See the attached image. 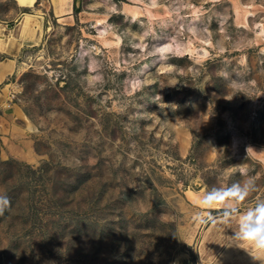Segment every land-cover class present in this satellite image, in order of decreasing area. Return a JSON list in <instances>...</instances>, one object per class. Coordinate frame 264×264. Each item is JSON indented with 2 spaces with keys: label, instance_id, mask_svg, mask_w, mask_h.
I'll use <instances>...</instances> for the list:
<instances>
[{
  "label": "rangeland",
  "instance_id": "374dc122",
  "mask_svg": "<svg viewBox=\"0 0 264 264\" xmlns=\"http://www.w3.org/2000/svg\"><path fill=\"white\" fill-rule=\"evenodd\" d=\"M77 2L72 23L53 0L25 8L44 14L43 41L0 52L18 61L0 83V264H264L235 236L264 202L249 147H264V0ZM238 5L254 12L247 26ZM16 6L0 0V21ZM249 179L255 190L233 200ZM214 191L234 203L193 193Z\"/></svg>",
  "mask_w": 264,
  "mask_h": 264
},
{
  "label": "bare ground",
  "instance_id": "6f19581e",
  "mask_svg": "<svg viewBox=\"0 0 264 264\" xmlns=\"http://www.w3.org/2000/svg\"><path fill=\"white\" fill-rule=\"evenodd\" d=\"M18 5L21 6H30L33 7L36 4L37 0H15ZM140 0H134V2H139ZM56 14H59V20L63 23H72L74 21V17L72 15V12L74 10L73 7V0H53ZM250 7L249 5H243L240 7L238 5L237 7V13L238 18L241 20L240 22L244 23L246 26L249 25V16L253 15L254 12L248 9ZM127 13L131 14L134 18H137L139 16H143L145 14H149L152 16L154 13L149 6H141L140 4H131L128 2H125V9ZM105 18H97V23L99 25H104ZM256 25L260 27V31L258 32V35L264 39V22H256ZM7 25L5 22L0 21V49L3 51H6L10 53L12 56H15L17 53H19V48L22 46H35L39 43V37L41 36L43 32V22H42V16L40 13H33L30 11H27L24 13L22 20L20 21V24L18 26H15L14 28H9L8 31ZM111 34V36L115 37V39L110 38L108 34ZM99 37L103 40V42L107 46H111L114 44H118L120 41V36L116 34L115 32H110L107 30L106 27L103 28L101 31ZM169 45L165 43V45L162 48H167ZM188 50H195V48H192L190 45L187 48ZM197 51V50H196ZM208 51L206 48H204L203 52L200 54L201 56L207 55ZM160 59V58H159ZM15 59L13 57H5L0 62V82L2 81L4 72L2 70V65H14ZM8 68V67H7ZM151 68V64L147 62L143 66V71L146 72ZM6 70V69H4ZM8 85V84H7ZM235 147L237 146V139L235 137L234 140ZM249 146V145H248ZM250 151L255 156L261 158L264 161V147L257 146L254 144H251ZM195 196H198V201L203 203L204 205H207L204 200L207 197L206 195L197 192H193ZM198 194V195H197ZM234 201H223L218 203H214L211 207H218L221 205L226 204H233ZM244 214H239L241 217Z\"/></svg>",
  "mask_w": 264,
  "mask_h": 264
},
{
  "label": "clouds",
  "instance_id": "9594fccd",
  "mask_svg": "<svg viewBox=\"0 0 264 264\" xmlns=\"http://www.w3.org/2000/svg\"><path fill=\"white\" fill-rule=\"evenodd\" d=\"M254 190L255 182L249 179L243 186H232L228 192L233 200L242 201ZM224 196V192L214 191L205 198L204 202L211 207L214 203L221 202ZM10 207L9 197L0 195V215H3ZM224 215L228 216L230 213L225 211ZM203 220L208 222L206 218ZM235 236L240 240L251 243L256 249L264 251V202L240 217L239 231L235 233Z\"/></svg>",
  "mask_w": 264,
  "mask_h": 264
},
{
  "label": "crops",
  "instance_id": "0c3cea01",
  "mask_svg": "<svg viewBox=\"0 0 264 264\" xmlns=\"http://www.w3.org/2000/svg\"><path fill=\"white\" fill-rule=\"evenodd\" d=\"M38 1V0H37ZM37 1H36V3H37ZM73 7H74V3H73ZM25 8H31L30 6H21V5H18V3H17V6H16V8H15V10H16V18H14L13 19V23L11 22V21H9V20H6V19H1V21H3V22H5L6 23V25H7V30L6 31H8L9 30V28H14L15 26H18L19 24H20V21L22 20V18H23V15H24V13H26L27 11L26 10H24ZM53 8L55 9V6H53ZM55 11V10H54ZM30 12H32V11H30ZM41 14V16H42V22H43V32H42V34H41V36L39 37V43L41 42V41H43V38H44V35H45V33H46V31H47V28H48V26H46L45 25V21H46V19H45V16H44V14L43 13H40ZM54 14H55V16L57 17V19L59 20V14H56V12H54ZM38 43V44H39ZM38 44H36V45H38ZM26 47H29V46H22V47H20L19 48V51L18 52H23V50L26 48ZM0 52H2V53H7L6 51H3V50H1L0 49ZM19 54V53H18ZM1 58H0V62H1ZM18 63V61L16 62V59H15V63H14V65H2V70L1 71H3L4 72V74H3V78H2V81L0 82V83H2V82H4V81H6V80H8L12 75H14V73L16 72V68H17V64ZM8 67V68H7ZM4 69H6V70H4ZM14 90V87L13 88H11V89H9V91H13ZM5 97V95H1L0 94V101L1 102H3V98Z\"/></svg>",
  "mask_w": 264,
  "mask_h": 264
},
{
  "label": "trees",
  "instance_id": "16d2710c",
  "mask_svg": "<svg viewBox=\"0 0 264 264\" xmlns=\"http://www.w3.org/2000/svg\"><path fill=\"white\" fill-rule=\"evenodd\" d=\"M80 5L78 4L77 0L74 1V8L79 7Z\"/></svg>",
  "mask_w": 264,
  "mask_h": 264
},
{
  "label": "built area",
  "instance_id": "2783aa9c",
  "mask_svg": "<svg viewBox=\"0 0 264 264\" xmlns=\"http://www.w3.org/2000/svg\"><path fill=\"white\" fill-rule=\"evenodd\" d=\"M14 95V94H13Z\"/></svg>",
  "mask_w": 264,
  "mask_h": 264
}]
</instances>
